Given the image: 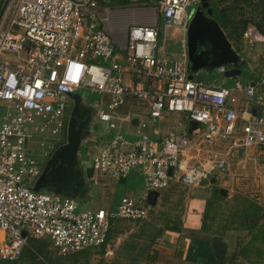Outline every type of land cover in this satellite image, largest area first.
<instances>
[{
	"label": "built area",
	"instance_id": "1",
	"mask_svg": "<svg viewBox=\"0 0 264 264\" xmlns=\"http://www.w3.org/2000/svg\"><path fill=\"white\" fill-rule=\"evenodd\" d=\"M103 1L7 0L0 11V261L20 259L29 239L47 241L59 257L100 247L114 222L147 218L149 194L172 183L197 188L225 172L238 152L264 153V76L253 86L205 85L189 79L185 57L169 63L158 56L159 21L164 32L185 30L191 3L200 0H153L138 9ZM121 18L127 20L118 37L107 28ZM245 36L264 44L252 28ZM127 74L137 80L127 83ZM79 91L94 96L98 119L111 130L127 99L146 103L154 123L165 113L185 115L197 124L192 134L206 157L193 163L189 138L169 133L153 140L141 122L135 140L116 131L90 153L94 186L138 171L142 196H124L114 209H80L71 198L35 191L34 138L47 155V141L63 129L65 96ZM236 93L245 97L242 112Z\"/></svg>",
	"mask_w": 264,
	"mask_h": 264
},
{
	"label": "rangeland",
	"instance_id": "2",
	"mask_svg": "<svg viewBox=\"0 0 264 264\" xmlns=\"http://www.w3.org/2000/svg\"><path fill=\"white\" fill-rule=\"evenodd\" d=\"M6 0H0V6H3ZM105 2H111L108 0H104ZM208 4L209 0H205ZM215 1V2H214ZM213 4L218 7H225L228 4H232L233 0L230 1H224L222 0H213ZM191 8L189 10L195 9L198 5L195 3H191ZM242 4V3H241ZM129 5V4H124ZM123 5V6H124ZM243 5V4H242ZM121 6V5H119ZM116 7V5H115ZM113 9H121V8H115ZM129 8H142V7H153V3L150 5L140 4L138 2H133L128 6ZM209 7V5H208ZM127 8V7H123ZM212 8V7H211ZM238 9V8H237ZM237 9L234 12H230V17L237 15ZM242 12L247 15V7L246 5H243ZM256 16V15H254ZM127 19H115L112 22L109 23L108 30L112 31L116 36H120L122 27L125 26V21ZM119 23L116 28L114 27V24ZM159 29H160V37H159V43L158 48L159 52L161 51L162 47L164 48V54H161L162 57H165V59L169 62L176 60L177 54L180 52L179 43L178 40H180L181 35L179 33L178 28H170L166 32H164V25L163 21L161 20L159 23ZM170 54L171 55L170 57ZM174 58V59H173ZM173 59V60H172ZM210 69H202L199 71V74L203 75V73ZM197 73H193L194 77L196 78ZM84 92H75L74 94L66 95L65 96V104L66 109L65 113L63 115L62 121H63V129L60 134H57L55 136H52L51 140L47 141L48 146L53 148L49 151L48 154L53 153V150L57 149L59 145L63 144L65 142L66 137V131L71 126L72 122V113L73 108L76 103H79V105L82 108H85L88 111V117L89 122L82 129L81 138H80V150L79 155L76 157V159L73 162L72 167L67 168L65 170H61L59 173H54L51 176V183H40L41 177L43 176L44 172L46 171V168L48 166V163L50 160H52L51 155H44L41 152H37L36 160H37V166L40 171V175L37 178H34L30 181L33 182V189H38L46 193H59L63 198H70L73 193L78 190H93L94 188H97V186H94L92 184V156L90 151L93 149L94 146L97 148L100 146H103V141L101 140L103 135L108 133L111 129H109L105 123H102L98 119V113L99 109L93 105V95L86 94ZM133 106L135 108L143 109V104L141 102H137L133 100ZM145 107V106H144ZM136 109V110H137ZM143 110H139V112H142ZM145 112V111H144ZM138 113V112H135ZM148 114V110H147ZM165 116V115H164ZM173 115L166 116V121L164 123L167 124V120L171 119ZM164 118V117H163ZM186 116L183 115L182 118H180L179 121H177L175 118H172V122L169 124L171 128L169 129L170 132H174L178 136L186 137L184 135L185 131L183 128H185L190 121H186ZM144 120L147 123L146 131L150 129L151 125L148 116H144ZM163 120V119H162ZM180 122L183 127L180 128L177 126L176 123ZM165 125V124H164ZM165 127V126H164ZM163 128V126H162ZM182 129V130H181ZM184 131V132H183ZM99 133L98 135H94V133ZM41 140L39 136H36L34 138V141L32 143V146H36L37 142ZM54 150V151H55ZM192 154H194V151H191ZM258 162L260 163L257 167V169L254 167L251 169L252 165L245 163L244 166H237L235 162H229L227 166V170L221 174L220 176L216 175V173H213L212 176L204 181L201 186L197 188H191L186 187L183 185H173L170 187V189L160 192L157 196H151V199H149L150 195H148L147 199L144 201H148V216L145 220L142 222H121L117 224L118 231L117 235L110 241V243L106 246L104 254H101L98 250V247L96 248H90L84 251H88L86 253H83V251L75 254L74 256H66V257H59L55 255L53 252H47L42 255H38L37 259L35 261L27 258L22 257L18 259L15 262H12L10 264H152L147 261L146 257V251L149 250H158L161 247H164L165 244L172 245L173 239H171V236H175L171 233L164 232L160 237H156L153 241V245L151 249H147V239L152 234H154V229H162L164 230L167 228V226H170L172 224V221L181 220L183 224H185V218L187 217V211L190 209V203L193 200L197 199H203L207 200L211 192L214 188H217L219 193L223 195V198L226 201L221 202V208L217 212V220L214 222V225L212 226L213 229H221L220 227L224 224V219L228 214V210L233 203H235L236 198H249L253 201H255L259 206L264 208V155L259 156L258 154ZM258 172V173H257ZM257 173L256 176H260L257 181H261L262 183H255L253 184L256 188H253L252 185H248V180L251 178V175ZM249 174V175H248ZM215 176H218L215 177ZM54 177V178H52ZM217 178V181L214 184H211V178ZM125 187H123L124 189ZM121 192V191H120ZM100 197V196H99ZM97 206V207H101ZM192 208H198L192 207ZM197 210V209H195ZM193 213H190L192 215ZM199 218V217H198ZM152 224L153 227L150 228L147 226V224ZM201 224V221L199 219L193 222V225L199 226ZM152 229V231H151ZM194 233H198L197 231H193ZM191 233L189 230H184L181 233L180 237H178L175 244L184 246L187 242V240L182 238H188L189 235H193L194 233ZM204 237H207L203 234ZM219 236V235H216ZM221 237V243H222V249H223V255H224V262L225 264H229L234 261H230V258L232 255L237 252L238 245L241 244V246L247 242L249 239V235L246 231H225ZM191 239V238H190ZM191 241V240H190ZM130 242H133V247L130 245V247L127 246ZM148 252V255H149ZM158 257V256H157ZM157 260V258H156ZM155 260V261H156ZM160 263H163L165 260L164 256L161 255L160 257ZM156 264H159L158 262H155ZM246 264V263H245Z\"/></svg>",
	"mask_w": 264,
	"mask_h": 264
},
{
	"label": "crops",
	"instance_id": "3",
	"mask_svg": "<svg viewBox=\"0 0 264 264\" xmlns=\"http://www.w3.org/2000/svg\"><path fill=\"white\" fill-rule=\"evenodd\" d=\"M129 1H130V4H132L133 2H138V0H136V1L129 0ZM130 4L124 5V6L123 5H121V6L117 5L115 8H121L122 9L123 7L130 6ZM196 4L199 5V3H196ZM108 5L113 7V5H111L110 3ZM209 8L212 10L213 7L211 8L209 6ZM214 8L220 9L221 7L215 6ZM160 21H159V23H160ZM220 26H221V24H220ZM221 28H222V26H221ZM250 28L254 29L260 36H262L253 25H248L246 27L244 33H243V37L241 38L240 43L236 44V45H235V42L232 41L229 37L230 29L229 28L228 29L222 28L223 32L225 33L226 37L228 38V40L231 44V48L236 52V57H237L236 69L239 70V74H234V76H229L232 74V72H231L232 68L231 67H226L224 69L212 68L210 70L205 71L203 73V75L199 74V72H198V74L196 75V78L193 75V80L200 82L202 84H205V85H218V86H223V87H229L232 84L233 80H236V79L242 81L244 86L249 85L250 83L258 82L264 76V44L253 42V41L249 40L248 38H246V36H245L246 31H247V29H250ZM178 29H179V33L181 35L180 40H178V43H179L178 46L180 48V52H179V54H177L178 58H176V60H174V61L182 60L185 57L187 71L189 74L188 58H187V37H186L187 28L185 30H183L181 28H178ZM159 33L161 34L160 29H159ZM160 34H159V37H160ZM159 37H158V43H159ZM123 54H124V52L121 51L120 55L123 56ZM161 54H164V48L163 47H162L160 52H159V48H158V56H159V58L166 60L165 57L161 56ZM171 55H173V54H170V57H171ZM174 61H171V62H174ZM167 62H169V61H167ZM171 62H169V63H171ZM226 71L229 73L228 76L224 75V72H226ZM246 76H247V78H246ZM136 80L137 79L135 77H131L130 74L126 75V82L127 83H130V81L132 83V82H135ZM236 97L238 99L237 110L239 112H242L244 110V106H246L244 94L236 93ZM141 103L145 107L143 106V109H139V108L137 109L133 106V100L127 99L125 104L115 113L116 119L114 122L117 126V130H110L108 133L103 135L101 140L104 143L108 142L110 140V138L112 137V135L116 131H120L121 134H123L126 138H128L130 140H135L136 138H138L139 133L143 132V129L140 128V123L145 122L144 116H148L146 103H144V102H141ZM249 108L253 109V107L250 105H249ZM139 110L140 111L143 110V111L139 112ZM135 112H138V113H135ZM164 115H163L164 118L162 117L163 120L161 119V121H159V122L154 123L152 121H149L150 124L153 126H151L150 129L147 131H146V129L144 130V132L146 134H148L150 136V138L153 140H158V139L166 136L169 133L175 134L174 132H170L169 129L171 128V126L169 124L172 122V118L173 119L175 118L177 121H179L180 118H182V116H183V114H177V113H165ZM168 115H173V116L171 119L167 120L169 122H167V124H166V123H164V121H166V116H168ZM148 120H149V118H148ZM186 121H189L188 118H186ZM190 123L185 128H183V130L185 131L184 135L187 138H189L192 145L194 146L191 150L188 151L187 155L189 156V158H191L193 160L192 161L193 163H196L200 158L206 157V154H205L206 150L203 147H199V145H197L196 135L192 134L195 130H192V132H189ZM176 124L180 128L183 127V125L180 122H178ZM162 126H163V128H162ZM196 128H197V126H196ZM98 134L99 133H97V132L94 133V135H98ZM31 147L34 148L35 156L37 155L38 151L43 153V151L41 149H39L38 147H36V148H35V146H31ZM49 151H48V153H49ZM191 151H194L195 153L192 154ZM258 154H259V156L264 155V153L259 152V151H254V150H249L247 152L240 151L234 157L230 158L228 163L234 161L237 166H244L245 163H248L249 165L250 164L252 165L251 169H253L254 167L257 169L256 166H258L261 163L260 161H259L260 163L258 162V157H257ZM221 173H223V172H221ZM221 173H216V175L220 176L219 174H221ZM257 173H255V174L257 175ZM255 174H252V173H251V175L248 174L249 176H251V178H249V180H248L249 181L248 185H252L253 188H256L253 184L262 183L260 180L257 181L260 176L258 177ZM218 176H215V177L218 178ZM217 178L212 177L211 181H210L211 184H214L217 181ZM173 185L175 186V185H182V184L172 183L166 190L170 189V187ZM99 186H100V189H97V190H96V188H94L93 190H84V189L81 190V191H84V194L81 195V200H83L84 202L81 205H79L80 207L91 208V207L102 205L101 207H103V208L114 209L118 205V202L122 197H124V196L140 197L143 194V181H142V178H141L138 171H133L129 175H127L126 177L120 178V179L101 178L99 181V184L97 185V188H99ZM123 187H125V188L123 189ZM158 194L159 193H156V195H155V193H151L149 199H151V196H157ZM116 196H119L118 200H116ZM148 201H146L145 203L143 202L144 205L147 207L149 205ZM194 206L195 207L198 206V208H192ZM204 207H205V200H203V199H200V200L197 199V200L191 201L190 209H188V211H187V214L188 213L189 214L185 218V224H183V226H184L183 228H184V230H189L191 233L193 231H197L198 233L196 234L193 232L194 234L189 235L190 237L186 238V236H185V238H182V239L187 240V242L184 246L178 245L179 243L177 245L175 244V242H178L177 239L180 236L172 233L173 235H175V236H171V239H173V242H171V243H173V244L172 245L165 244L164 247H161L160 249H158L157 260L154 261L152 264H156L155 262H158L159 264H205V261L200 262V259H201L200 258L201 255L199 254L200 246L197 244H192L190 241L191 240L190 238H192V236H195V238L203 239L204 241H206L204 243L205 247H207L208 249L210 248L212 251V253L209 254V255H212L213 260H214V262L212 261V264H225L224 260H223V262H219L214 257V250L211 247V241H210V239L214 236H211V235L205 234V233H201L199 231V229H200L199 223H197V224H199V226H195L196 224L193 225L194 221L197 222L198 219H199V221H201V216H202V213L204 211ZM82 208H80V209H82ZM195 209H197V210H195ZM190 213H193V214L190 215ZM203 234L205 236L207 235V237H204ZM161 255H163L165 258L163 263H160V260H159Z\"/></svg>",
	"mask_w": 264,
	"mask_h": 264
},
{
	"label": "trees",
	"instance_id": "4",
	"mask_svg": "<svg viewBox=\"0 0 264 264\" xmlns=\"http://www.w3.org/2000/svg\"><path fill=\"white\" fill-rule=\"evenodd\" d=\"M230 1V0H222ZM111 4L113 7L115 5H124L130 4L129 0H112L111 2L103 1L102 4ZM138 3L149 5L153 3V0H138ZM247 7V15H245L243 10V5ZM213 11V16L215 20L221 24L222 28H229V37L236 44L240 43L241 38L243 37V33L248 25H253L258 32L264 37V0H233L232 4H228L225 7H221L220 9L214 8L213 0H209L208 2ZM238 8V9H237ZM237 9L236 17H230V12H234ZM256 15V16H254ZM247 78V76H246ZM236 80H233L232 86ZM119 199V196H116V200ZM120 201V200H119ZM226 201L223 198L217 188H214L211 192L210 197L205 201L204 211L201 216V224L199 231L201 233L209 234L211 236H222L225 231H246L249 235V239L242 246L238 245V250L235 252L230 258L231 262L229 264H264V208L259 206L255 201L249 198H236L235 203L230 206L228 210V214L224 219V224L220 227L221 229H213L212 226L214 222L217 220V212L221 208V202ZM119 203V202H118ZM121 222H131L125 220H119L114 222L110 229L108 230L105 242L98 247V250L101 254H104L106 246L110 243V241L117 235L118 226L117 224ZM134 222H142V221H134ZM150 228L153 225L147 224ZM183 223L181 220L172 221L170 226H167L164 230L162 229H154V234L150 235L147 239L146 247L147 249H151L153 245V241L156 237H160L164 232L173 233L175 235L180 236L183 232ZM152 231V229H151ZM203 239L195 238L192 236L191 243L197 244L200 246L199 254L200 262H204L205 264H212L213 257L209 255L212 253L211 249L205 247ZM130 245L133 247L134 243L130 242L127 244L128 247ZM50 244L45 240H35L29 239L27 241V246L25 247L21 258L27 257L33 261L37 259L38 255H42L45 253H49L52 251L49 248ZM88 251H83L86 253ZM146 251V259L149 263H152L156 260L158 256V250H153L149 252ZM210 252V253H209ZM77 254V253H76ZM75 254H73L74 256ZM71 256V255H70ZM15 262V261H14ZM12 262H3L0 261V264H10Z\"/></svg>",
	"mask_w": 264,
	"mask_h": 264
},
{
	"label": "water",
	"instance_id": "5",
	"mask_svg": "<svg viewBox=\"0 0 264 264\" xmlns=\"http://www.w3.org/2000/svg\"><path fill=\"white\" fill-rule=\"evenodd\" d=\"M203 0L199 1V4ZM204 6H208L206 3ZM211 9H209V13ZM201 13H196L188 27H187V58H188V69H189V79L193 80V73H197L202 69H224L226 67H231L232 74L229 76H234V74H239L237 67V57L236 52L231 48V44L223 32L220 24L212 20L207 22V25L204 26V33L208 39L207 43L203 48L207 47V56H203L204 53L198 52L196 45L199 39V35L196 31H193L195 23H197V17ZM228 72H224L225 76H228ZM250 86H253V83H250ZM70 95V94H69ZM80 114H82L80 116ZM81 117L83 119L82 123H77V119ZM88 111L85 108H82L79 103H76L73 108L72 113V122L71 126L66 131L65 142L59 146L55 151H53L51 157L52 160L48 163L46 171L41 177L40 183H48L52 181L51 176L54 173H59L61 170L72 167L74 160L79 155L80 150V138L81 132L86 123H88ZM197 124L191 122L189 126V132L195 130ZM54 178V177H52ZM35 191H41L34 189ZM52 196L62 197L59 193H49ZM84 194V191L76 190L73 195L70 197L73 199L77 205H81L84 201L81 200V195ZM156 195V193H155ZM68 198V197H67ZM80 207V206H79ZM82 208V207H80ZM82 209H89L84 207ZM211 247L214 250V257L217 261L223 262V249L221 238L219 236H214L210 239Z\"/></svg>",
	"mask_w": 264,
	"mask_h": 264
},
{
	"label": "flooded vegetation",
	"instance_id": "6",
	"mask_svg": "<svg viewBox=\"0 0 264 264\" xmlns=\"http://www.w3.org/2000/svg\"><path fill=\"white\" fill-rule=\"evenodd\" d=\"M7 2V0L5 1V3ZM4 3V4H5ZM207 2L205 0H203L195 9H193V16L196 14V13H201L200 15H198L197 17V23H195L194 25V28H193V31H196L199 35V39H198V42L199 44L197 43L196 45V49L198 52H207V47L206 48H203V46L206 45L208 39L206 38V35L204 33V26L207 25V22H210L212 20H215L214 16H213V11L211 10V12L209 13V7L208 6H204ZM4 6V5H3ZM3 6H0V11L1 9L3 8ZM192 16V17H193ZM192 19V18H191ZM203 56H207L206 53L203 54ZM82 114H80L81 116ZM89 116V115H88ZM83 119L81 117H79L77 119V123H82ZM89 122V121H88ZM88 123H86L87 125ZM86 125L84 127H86ZM82 133V132H81ZM62 145V144H61ZM59 145V146H61ZM58 146V147H59ZM55 150V149H54ZM53 150V151H54ZM47 155H51V154H47ZM46 156V155H45Z\"/></svg>",
	"mask_w": 264,
	"mask_h": 264
},
{
	"label": "bare ground",
	"instance_id": "7",
	"mask_svg": "<svg viewBox=\"0 0 264 264\" xmlns=\"http://www.w3.org/2000/svg\"><path fill=\"white\" fill-rule=\"evenodd\" d=\"M119 23H117V24H114V27L116 28V26L118 25Z\"/></svg>",
	"mask_w": 264,
	"mask_h": 264
}]
</instances>
